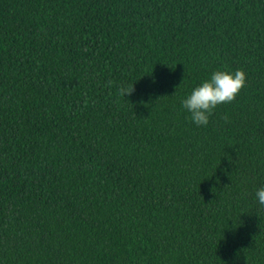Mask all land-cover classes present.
I'll return each instance as SVG.
<instances>
[{
    "label": "trees",
    "instance_id": "obj_1",
    "mask_svg": "<svg viewBox=\"0 0 264 264\" xmlns=\"http://www.w3.org/2000/svg\"><path fill=\"white\" fill-rule=\"evenodd\" d=\"M262 184L264 0H0V264H264Z\"/></svg>",
    "mask_w": 264,
    "mask_h": 264
},
{
    "label": "clouds",
    "instance_id": "obj_2",
    "mask_svg": "<svg viewBox=\"0 0 264 264\" xmlns=\"http://www.w3.org/2000/svg\"><path fill=\"white\" fill-rule=\"evenodd\" d=\"M245 81L246 74L242 69L218 67L183 96L181 107L188 113L193 124L207 125L213 109L221 103L232 101ZM133 90V84L129 86L125 83L119 88L123 97L130 95ZM254 198L259 205L264 206V184L256 188Z\"/></svg>",
    "mask_w": 264,
    "mask_h": 264
}]
</instances>
